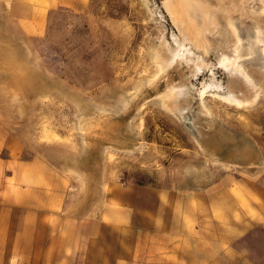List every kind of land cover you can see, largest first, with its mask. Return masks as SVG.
I'll return each mask as SVG.
<instances>
[{
    "label": "rangeland",
    "instance_id": "obj_1",
    "mask_svg": "<svg viewBox=\"0 0 264 264\" xmlns=\"http://www.w3.org/2000/svg\"><path fill=\"white\" fill-rule=\"evenodd\" d=\"M205 1L216 26L201 42L165 0L57 7L37 35L4 33L0 6L4 134L54 168L76 216L124 191L123 264H264V233L238 224L230 239L211 219L264 179V0Z\"/></svg>",
    "mask_w": 264,
    "mask_h": 264
},
{
    "label": "crops",
    "instance_id": "obj_2",
    "mask_svg": "<svg viewBox=\"0 0 264 264\" xmlns=\"http://www.w3.org/2000/svg\"><path fill=\"white\" fill-rule=\"evenodd\" d=\"M84 2L0 0L2 30L6 33L13 23L20 33L41 34L50 10ZM21 153L0 121V264H123L124 232L133 229L134 214L124 191L115 187L97 213L76 216L66 207L67 185L59 182L54 168L39 156L24 158ZM252 185H242L237 216L234 206L222 221L211 216L228 225L230 239L239 233L238 224L264 233V179ZM158 223L154 218L155 227ZM218 254L211 255V264H219ZM227 256H235L234 250L228 249ZM249 264L258 262L251 259Z\"/></svg>",
    "mask_w": 264,
    "mask_h": 264
},
{
    "label": "bare ground",
    "instance_id": "obj_3",
    "mask_svg": "<svg viewBox=\"0 0 264 264\" xmlns=\"http://www.w3.org/2000/svg\"><path fill=\"white\" fill-rule=\"evenodd\" d=\"M202 1L206 2L205 0H165L164 7L172 15V18L175 24L177 25L178 30L182 33V35L180 36H183L184 39L191 40V41L198 40V42L204 41L203 34L205 33V31L211 30L212 28L216 26L215 17L211 14L207 5ZM184 39L183 40L181 39L182 42H184ZM187 40L186 42H188ZM261 40L264 41V38H262ZM181 49H184V48H181ZM186 50L188 51L189 49H186ZM225 59L226 57L222 59V62H224Z\"/></svg>",
    "mask_w": 264,
    "mask_h": 264
}]
</instances>
